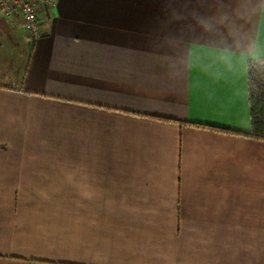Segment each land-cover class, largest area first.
Returning <instances> with one entry per match:
<instances>
[{
	"label": "crops",
	"instance_id": "0c3cea01",
	"mask_svg": "<svg viewBox=\"0 0 264 264\" xmlns=\"http://www.w3.org/2000/svg\"><path fill=\"white\" fill-rule=\"evenodd\" d=\"M39 16H0V264H264V0Z\"/></svg>",
	"mask_w": 264,
	"mask_h": 264
},
{
	"label": "trees",
	"instance_id": "16d2710c",
	"mask_svg": "<svg viewBox=\"0 0 264 264\" xmlns=\"http://www.w3.org/2000/svg\"><path fill=\"white\" fill-rule=\"evenodd\" d=\"M247 79L251 129L249 132L238 133L254 139L264 140V60L248 63ZM217 129L226 131L221 128Z\"/></svg>",
	"mask_w": 264,
	"mask_h": 264
},
{
	"label": "built area",
	"instance_id": "2783aa9c",
	"mask_svg": "<svg viewBox=\"0 0 264 264\" xmlns=\"http://www.w3.org/2000/svg\"><path fill=\"white\" fill-rule=\"evenodd\" d=\"M56 0H0V16L17 18L33 39L42 31L39 8L54 6Z\"/></svg>",
	"mask_w": 264,
	"mask_h": 264
},
{
	"label": "rangeland",
	"instance_id": "374dc122",
	"mask_svg": "<svg viewBox=\"0 0 264 264\" xmlns=\"http://www.w3.org/2000/svg\"><path fill=\"white\" fill-rule=\"evenodd\" d=\"M202 2L203 3V6H201V8H212L213 7V3L214 1H142V9L143 11H146L147 9L148 10H153L155 7H157L158 9L160 8H164V7H167V6H170V7H189V8H198L199 7V3ZM168 3V4H167ZM208 13V12H207ZM202 16L198 17L197 16V10H196V15L195 16H191V18H195V19H198V18H203L205 17L204 15L206 13L202 12ZM150 17L148 16H142L141 17V20H142V24L143 25H148V20ZM144 29V28H143ZM148 30V29H146Z\"/></svg>",
	"mask_w": 264,
	"mask_h": 264
}]
</instances>
